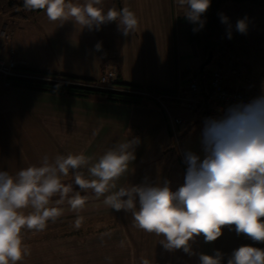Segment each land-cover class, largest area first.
<instances>
[{
    "label": "crops",
    "instance_id": "1",
    "mask_svg": "<svg viewBox=\"0 0 264 264\" xmlns=\"http://www.w3.org/2000/svg\"><path fill=\"white\" fill-rule=\"evenodd\" d=\"M73 2L83 3V0ZM114 6L115 0H103L105 11ZM125 6L139 21L136 30L128 36L118 30L116 22L104 24L99 30L81 29L71 21L63 25L50 22L43 10L29 12L26 20L0 14V25L7 24L13 30L10 46L16 52L15 58L24 62L25 69L95 82L105 64L112 63L123 84L190 96L188 86L180 88L179 76L176 87L164 78V64L170 59L172 25L181 22L188 27L186 8L179 6L177 0H121L120 8L115 7L119 10ZM240 6L243 7L236 8L244 9L248 17L251 13L257 16L255 21H247L261 24L258 33H253V26L248 25L244 34L247 37L252 30L253 43L256 37L264 35V2L247 1ZM243 16L238 20L244 19ZM228 19L232 20L231 32L239 34L236 19L232 16ZM218 33H222L221 29ZM217 37L216 33L210 38ZM97 44H100L99 49ZM178 51L179 46L177 54ZM231 51L235 54L233 48ZM218 58L214 69L221 61V57ZM231 58L238 64L241 78L239 81L228 79L227 83L237 89L252 88L255 95L264 94V78L253 76L233 56ZM178 62L179 57H176ZM195 70L192 66L189 76L194 75L201 81L202 73L199 70L197 76ZM209 73H206L207 81ZM2 78L0 81L5 87L0 84V171L15 176L21 169L39 166L45 156L54 160L57 155L69 153L83 152L95 162L117 144L138 137L136 159L116 182L117 189L170 181L172 189L176 190L184 183L188 165L175 150L173 130L167 124L168 113L180 116L178 103L169 102L166 110L154 99H144L137 104L114 102L101 94L77 96L14 87ZM180 125L176 131H180ZM64 182H72L71 173ZM81 194L89 196L79 213L81 226L74 227L78 216L67 204L63 205L65 214L49 222L45 231L23 233L24 242L30 247V255L23 264H143L145 260L149 264H199V254L213 255L217 250L223 254L222 264H227L232 252L242 245L264 249V242L237 235L233 225L225 226L222 236L214 242L206 243L203 235L196 237L190 242L193 255L182 249L168 251L159 242L163 237L137 228L130 213L104 206L103 197L97 200L91 192Z\"/></svg>",
    "mask_w": 264,
    "mask_h": 264
},
{
    "label": "clouds",
    "instance_id": "2",
    "mask_svg": "<svg viewBox=\"0 0 264 264\" xmlns=\"http://www.w3.org/2000/svg\"><path fill=\"white\" fill-rule=\"evenodd\" d=\"M177 3L186 8V19L199 25L194 32L204 27L201 17L211 0ZM23 7L43 10L50 22L63 25L71 21L81 29L99 30L116 22L124 36L134 32L139 23L127 6L105 11L103 0H23ZM219 16L230 28L228 17ZM235 27L245 34L247 18L238 20ZM139 143L138 137L128 139L95 162L83 152L69 153L54 160L45 156L39 166L21 169L15 176L0 171V264H23L30 255L23 233L45 231L49 222L65 214V204L77 214L74 227L79 228V213L89 200L82 192H91L97 200L103 197L102 204L112 210L130 213L137 228L163 237L159 242L168 251L182 249L193 255L190 242L196 237L203 235L206 243L214 242L225 226L233 225L237 235L264 242V94L230 106L219 118L204 120V157L185 153L188 167L184 183L176 190L170 181L117 189L116 182L136 159ZM70 173L72 182L65 183ZM222 260L218 250L213 255L199 254V264H222ZM227 264H264V249L242 245L232 252Z\"/></svg>",
    "mask_w": 264,
    "mask_h": 264
},
{
    "label": "rangeland",
    "instance_id": "3",
    "mask_svg": "<svg viewBox=\"0 0 264 264\" xmlns=\"http://www.w3.org/2000/svg\"><path fill=\"white\" fill-rule=\"evenodd\" d=\"M238 4L240 3L226 1L222 6V13L228 18L231 16L234 17L236 19V23L238 21L239 16H241L242 14L244 15L243 17L247 18V20H251V21L256 20L257 16H255V14L251 13V17L250 16L248 17V15H245L244 9L236 8V7H243L240 5H244V2L240 5ZM229 5L231 7H229ZM251 21H247V25H250L251 27L253 26V33H256L261 27V24L255 25ZM4 25L7 28H9V30L13 33V30L7 24H3L2 26ZM220 28L222 31L221 33L222 36H225L229 46L234 49L235 54H233L232 56L236 59V61L241 66H245L247 68V72L252 73L253 76L258 77L259 79L260 77L264 78V35L261 36V38L256 37V39L253 40V43H251L252 30H251L250 35H247V37H245L244 34H241V33L234 34L233 32H231L232 37L231 39H229L228 31H231L230 28L222 22H221ZM172 30H173V33L169 39V49H168V52L170 54V59L169 61H167L166 59L165 64H164V78L167 79L169 83H173V87H176V78L178 79V76H179V79L181 82L180 88H186L190 83L191 77H196L194 75H191V77L189 76V72L192 69V66H194V69H196L195 70L196 75L199 76L198 72L200 70V66L204 62V60L207 58L209 52L205 53L204 47L197 46L189 42L188 27H185V25H183L181 22L178 25L174 24L173 22ZM217 34L219 33L217 32ZM12 41H13V37L5 45L6 48L2 52H0L1 61H4V62L7 61L6 63H8L9 61H12L11 52L16 54L15 50L10 46ZM178 46H179V51L177 54ZM14 57L16 56L14 55ZM176 57L177 58L179 57L178 63H176ZM217 58L218 57L216 56L213 59V61L208 66H206L205 68L206 73L213 71ZM17 61L20 64L19 68L25 69L23 65L24 62L19 61V60ZM17 73L19 75L18 76L14 75L13 77H25L29 79H44V80L47 79V78H41L40 75L32 74L29 72L17 71ZM0 76L6 79L4 74H2L1 72H0ZM2 77L0 78L3 80ZM72 83L83 85V86L90 84V83H83V82H72ZM0 84L1 86L5 87L2 81H0ZM87 87H91V86H87ZM95 89H98V88H95ZM115 89H119V90H113V91H120L121 89H125V88H123V86H120V84L117 83ZM128 91H131L132 93L136 91L137 94H140L145 97L152 96L151 97L152 99L153 98L155 99L157 96H159L158 93H152L144 89L138 90V89L130 88V90ZM164 95L166 97L164 98L166 107L162 104L160 105L164 109L168 110L167 104L169 102L178 103L179 104L178 106L179 114L181 118L183 119V123L185 121L184 124L182 123V125H180V131L175 130L177 127L176 125L174 127L171 126L173 130V135H174L173 144H174L175 150L179 152L181 161L183 162L185 161V153L188 151H191L197 154L198 156L201 157V159H203L204 151H203V145L201 143V133H202V129L204 126V120L206 118H203V119L196 118V116L192 113L195 111L189 110L185 106L184 103H180L179 101L175 99L167 100L168 96L172 95L174 98V96L176 95L174 94H164ZM169 114L170 113H168V118H169ZM172 116L180 117L178 115H172Z\"/></svg>",
    "mask_w": 264,
    "mask_h": 264
},
{
    "label": "trees",
    "instance_id": "4",
    "mask_svg": "<svg viewBox=\"0 0 264 264\" xmlns=\"http://www.w3.org/2000/svg\"><path fill=\"white\" fill-rule=\"evenodd\" d=\"M226 1H231L235 3L250 1L254 4H259L264 2V0H211V5L209 9L201 17V19L205 21L204 27L202 29L194 32L193 29L198 28L199 25L193 24L186 18L185 21H187L188 24L189 42L191 44H195L197 46L202 45L205 49V53H208L209 51L212 50L214 53V57L217 56V57H221V59H225V58L232 59L231 47L226 42L225 37H222L221 34L219 33L218 37L215 40H211L210 38L214 34L219 32L221 29L220 28L221 19L219 14L222 13V6ZM120 3L121 0H115V6L117 5L118 8H120L119 7ZM31 11L33 10H27L23 7V2H18L16 0H0V14L4 16H9L12 19L26 20L28 18L29 12ZM231 22L232 20L229 21V24ZM19 71L37 74L40 75L41 78H47V79L44 80V79H29L25 77H6V80H8L11 83V85L14 87H23L27 89L41 90L48 92L68 93L77 96L101 94L106 96L111 101L130 103V104L140 103L144 99H152L151 97H145L137 93L128 92L130 88L138 89V90H143V88L140 86L123 84L120 79L118 80V84H120V86H123V88H125L123 91L100 90V89H94L91 87L72 83V82L92 83V81H83L81 79H77L65 75H58L54 73H48L43 71L31 70V69L19 68ZM206 76L207 74L203 72L201 74L202 79L200 81L204 95L208 90V83H207L208 81L206 80ZM144 90L159 94L174 93L171 91L155 89V88H148ZM194 114L198 119L217 118L211 115L204 107H198L195 110Z\"/></svg>",
    "mask_w": 264,
    "mask_h": 264
},
{
    "label": "built area",
    "instance_id": "5",
    "mask_svg": "<svg viewBox=\"0 0 264 264\" xmlns=\"http://www.w3.org/2000/svg\"><path fill=\"white\" fill-rule=\"evenodd\" d=\"M12 37L13 33L9 30V28H7L5 25H0V52L6 48L5 45L10 41V39H12ZM14 55L15 54L11 52L12 61H9L8 63H6L7 61L4 62L0 59V72L4 74L5 77L19 75L17 71H19L20 64ZM240 78L241 72L238 65L232 59H221L215 69L209 73V79L207 82L208 90L205 95L203 93L200 80L196 77H191L190 83L188 85L190 96L184 97L180 92H178L174 94L176 95L174 98L172 95L168 96L167 100L175 99L180 103H184L185 106L191 111H195L198 107H204L211 115L219 118L224 115L230 106L238 103L246 104L255 97L259 96L255 95L252 88L250 90L237 89L227 83L228 79H236V81H239ZM118 80L119 75L117 67L112 63H106L99 79L86 86H91V88L94 87V89L98 88L100 90H119L115 89ZM123 90L124 89H121L120 91ZM134 93L137 92L135 91ZM158 95L159 96L153 99L166 107L164 101V98H166L165 95L159 93ZM182 123L183 119L181 117H176L169 114L167 124L170 127H174L175 125L177 126Z\"/></svg>",
    "mask_w": 264,
    "mask_h": 264
},
{
    "label": "water",
    "instance_id": "6",
    "mask_svg": "<svg viewBox=\"0 0 264 264\" xmlns=\"http://www.w3.org/2000/svg\"><path fill=\"white\" fill-rule=\"evenodd\" d=\"M213 57H214V53L211 50L209 51L207 58L204 60V62L200 66V73L204 72L205 67L208 66L212 62Z\"/></svg>",
    "mask_w": 264,
    "mask_h": 264
},
{
    "label": "bare ground",
    "instance_id": "7",
    "mask_svg": "<svg viewBox=\"0 0 264 264\" xmlns=\"http://www.w3.org/2000/svg\"><path fill=\"white\" fill-rule=\"evenodd\" d=\"M133 91V90H132Z\"/></svg>",
    "mask_w": 264,
    "mask_h": 264
}]
</instances>
